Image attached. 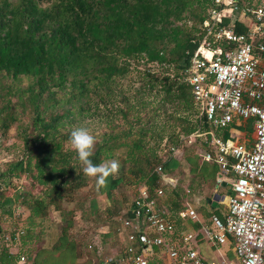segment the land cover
Wrapping results in <instances>:
<instances>
[{"label": "trees", "instance_id": "obj_1", "mask_svg": "<svg viewBox=\"0 0 264 264\" xmlns=\"http://www.w3.org/2000/svg\"><path fill=\"white\" fill-rule=\"evenodd\" d=\"M41 3L0 0V135L7 140L15 131L17 139L11 147L21 151L20 158L0 169V264H14L20 253L32 264H96L109 256L104 251L120 256L119 218L133 217V198L116 201L119 206L125 204L124 208L97 235L90 233L86 238L82 221L97 216L99 195L106 194L112 200L118 189L141 185L150 192L169 187L170 196H164L163 202L175 221V235L180 231L195 234L194 248L207 261L214 260V251L200 235L201 222L177 218L187 206L197 213L205 208L209 215L217 208L208 200L217 185L218 167L199 156L207 150L213 129L184 77L204 40L212 47L233 48L225 41H216L201 26L207 9L213 7L211 2ZM229 25L225 18L217 27ZM232 27L235 34L247 31L238 22ZM138 66L145 68L137 71ZM133 71L136 83L129 78L126 89H121V82ZM156 99L160 104L157 109L152 107ZM165 105L173 114H192L194 120L167 114ZM84 121L103 128L90 133L96 138L90 157L93 163H119V171L99 189L95 177L84 175V166L69 143L71 132ZM252 125L251 120L233 122L215 134L222 139L230 133L250 137ZM189 137L194 143L184 147V139ZM65 142L70 148L63 147ZM194 144L196 150L192 149ZM179 150L182 153L175 155ZM156 167L161 168V175L153 173ZM24 176L38 191L17 189L6 196L3 180L18 181ZM169 178L177 182L169 183ZM222 193L233 196L227 186ZM81 195L88 203V212L82 215V208L76 218L73 212L79 208L69 206L68 200ZM20 209L27 215L23 217ZM21 227V246L12 252V245L4 238L14 236ZM37 237L43 243L36 247ZM158 263L165 264L159 258Z\"/></svg>", "mask_w": 264, "mask_h": 264}, {"label": "built area", "instance_id": "obj_2", "mask_svg": "<svg viewBox=\"0 0 264 264\" xmlns=\"http://www.w3.org/2000/svg\"><path fill=\"white\" fill-rule=\"evenodd\" d=\"M211 1L214 14L204 17L203 28L216 41H225L233 48L224 50L202 42L184 77L213 129L207 150L200 151L199 156L218 167L217 185L231 180L233 196L223 214L211 213L204 219L187 206L177 213V218L201 222L203 239L211 248L231 246L236 264H264V0ZM235 13L245 21V34L217 27L223 19L235 18ZM247 120L253 122L251 139H222L215 134V130L222 131L233 122ZM153 173L161 175V168H154ZM163 198L161 188L150 192L146 185L137 187L132 200L133 217L119 218L121 255L106 257L96 264H149L152 253L165 264H234L223 259H204L194 248L195 234L180 231L176 236L175 221ZM23 234L21 227L14 236H5L12 252L21 246L19 239ZM14 264L32 261L20 253Z\"/></svg>", "mask_w": 264, "mask_h": 264}, {"label": "rangeland", "instance_id": "obj_3", "mask_svg": "<svg viewBox=\"0 0 264 264\" xmlns=\"http://www.w3.org/2000/svg\"><path fill=\"white\" fill-rule=\"evenodd\" d=\"M9 1L12 2V3H16L17 2V0H9ZM46 1H48V0H42L41 4L45 5ZM209 1L211 2V4H213L211 0H209ZM213 10H214L213 7H209L207 9L206 14L204 15V17L208 18L210 16H213V14H214ZM235 18H233V19H235ZM201 26L203 27V24H201ZM204 30H206V29H204ZM204 41H206V40H204ZM206 42H208V41H206ZM147 67H150V69H152V70L155 69V68H152L151 66H147ZM143 68H145V67L138 66V67H136V70L139 71V70H142ZM129 78L132 79L134 81V83H136L135 82L136 81V74L133 71L132 75H130L128 78H126L123 82H121V85H122L121 89H123V90L126 89L125 87H126L128 81H129ZM23 85L25 87L26 82H23ZM156 102H157V104H155V102H154L152 107L157 109L160 106V104L158 103V99H156ZM165 107H166L167 114L168 113H172V109H171L170 106L165 105ZM21 109L22 108H20L19 112L21 111ZM148 110L152 111V110H150V107H149ZM22 113H28V112H22ZM149 115H152V113H149ZM172 115L173 116L180 115V116H183L184 118L188 117L191 121L194 120V116L192 114L190 115L189 113H179V114H177V113L173 114L172 113ZM160 116H161V119H162L163 118L162 113L160 114ZM166 117L167 116L165 115V118ZM26 121L28 122L29 118H26ZM79 126L81 128L87 129L90 133L93 130L97 131L99 129V127H97V125H95V124L89 125L87 121H84V122L80 123ZM100 129H103V128L101 127ZM14 135H15V131L12 132L11 137H9L7 140L5 139L4 136L0 135V169H4V164H6L7 162H10L12 160H16V159L20 158V156H21V151L19 149L11 147L13 142H15V140L17 139L16 136H14ZM246 138L250 139V137H246ZM184 143H185L184 147H188L189 145H193L194 140H193L192 137L185 138L184 139ZM195 146L197 147V144H194V147L192 148L193 150H196ZM63 147L64 148H70L69 143L65 142ZM181 153H182V150H179L177 152V154H175V155H180ZM231 178H233V176ZM3 181H4V184H5L4 187L6 186L7 189H8L4 193L8 197H10L12 195V193L14 191H16L17 189H25L26 191H31V192H34V193H36L38 191L37 185L33 181H31V179L29 177H27V176L22 177L18 181H11V180H9L7 178H5ZM168 182L175 184L177 182V179L176 178H169ZM183 186H185V183H183ZM227 187H230V186L227 185ZM135 191H136V188H134V187L120 188V189L117 190V193H116L114 199H112V200L109 199L106 196V194L99 195L96 198L97 208H98L97 216L90 217V218H84V220L82 221L83 222L82 226H84L83 230H86V233H83V234L86 236V238L89 236L90 233H95L96 234V233H100L101 231H104L103 228L105 226H107V221H111L113 217L114 218L117 217L118 216L117 215L118 212L120 214L121 211H122L121 209H123L124 206H125V204H123L124 206L123 205L119 206V204H116V201L121 202V201H123L124 197L125 198L126 197L133 198L134 195H135ZM84 192H82V193L84 194ZM213 192L214 191L210 192V195ZM84 195H81L79 197H73L72 199L68 200V203H70L69 206H71V207L75 206L76 208H79V209H76L75 212H73V215L76 216V218H78L80 216L79 212L81 211L82 208H83V211H84V213L82 212V215H84L85 212L86 213L88 212V203L84 200V197H83ZM164 196H165L166 199L170 196L169 187L168 188L165 187ZM81 198H82V200H81ZM218 207L219 208L217 210H215V211L223 212L225 210V205H219ZM192 209H194V208H192ZM195 212H196V210H195ZM20 213H21V215L23 217L25 215H27V212H26L25 209H20ZM209 213L210 212H208L205 208H202L199 211V214L202 215V217H204V219H207V217L209 216ZM91 218H94V219H91ZM2 225H3V223H2ZM37 235H39V234H37ZM42 243H43V240L40 239L39 237H37L36 240H35V246L36 247L40 246ZM85 247H86V245H85ZM104 252L106 253V255H109V256H106V257H110V256H114L115 255V251H104ZM220 254L218 255V257L220 256ZM148 258L150 259V256ZM232 262H234V264H236V262L234 260Z\"/></svg>", "mask_w": 264, "mask_h": 264}, {"label": "clouds", "instance_id": "obj_4", "mask_svg": "<svg viewBox=\"0 0 264 264\" xmlns=\"http://www.w3.org/2000/svg\"><path fill=\"white\" fill-rule=\"evenodd\" d=\"M69 143L72 150L75 151L78 161L84 166V175L95 177L98 189L106 187L107 178L119 171V163L115 160L99 164L93 163L90 157L93 155L96 138L85 128L74 129L70 134Z\"/></svg>", "mask_w": 264, "mask_h": 264}, {"label": "crops", "instance_id": "obj_5", "mask_svg": "<svg viewBox=\"0 0 264 264\" xmlns=\"http://www.w3.org/2000/svg\"><path fill=\"white\" fill-rule=\"evenodd\" d=\"M227 12L229 13V11H227ZM231 14H233V13H231ZM235 17H238V19L235 20V19L232 18V16L230 18L229 17L226 18V19H229L230 20V25L227 26V27H222V28H227V29L229 28V29H232L233 30V27H232L233 23L238 22V23H241L242 25L245 24V21L238 16V13H235ZM231 18L233 20H235V21H233ZM231 136H235V137L242 136V137H245L243 135H238V134H235V133H230V135H229L228 138H231ZM251 137H252V134L250 136V139H251ZM230 178H231V176H230ZM226 180L227 181H222L221 184H219L218 186L216 185L215 189L213 190L214 192L212 194V198L214 197V195H219L220 197H222V198H219V200L216 202V205L214 207L217 206V208L215 210H217L219 208L218 207L219 205H225V210H226V204H224V202H223V199H225L226 195H224L222 193V189L224 187H226L227 185H229V183L231 181L230 179H226ZM219 186H221V187H219ZM225 210L223 212L214 211V213L223 214L225 212ZM207 246H208V248H211L209 245H207ZM211 250L214 251V253L212 254V257L214 258V260L223 259V260H225L226 263H229V262L233 261V255H232V252H231V246L227 245L226 247H222L220 249L211 248ZM219 254H220V256L218 257ZM149 256H150V259L148 258L149 259V264H159L158 263L157 256H155L153 253L150 254Z\"/></svg>", "mask_w": 264, "mask_h": 264}, {"label": "water", "instance_id": "obj_6", "mask_svg": "<svg viewBox=\"0 0 264 264\" xmlns=\"http://www.w3.org/2000/svg\"><path fill=\"white\" fill-rule=\"evenodd\" d=\"M224 186V185H223ZM220 197L219 195H214L213 198H211L210 200H208V203H211L212 207H214L216 205V202L219 200ZM229 201V197H225V199H223L224 204H228Z\"/></svg>", "mask_w": 264, "mask_h": 264}]
</instances>
